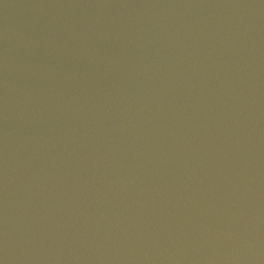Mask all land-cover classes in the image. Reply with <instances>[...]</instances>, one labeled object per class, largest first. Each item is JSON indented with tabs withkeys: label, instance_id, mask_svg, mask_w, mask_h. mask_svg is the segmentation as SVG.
Segmentation results:
<instances>
[{
	"label": "water",
	"instance_id": "obj_1",
	"mask_svg": "<svg viewBox=\"0 0 264 264\" xmlns=\"http://www.w3.org/2000/svg\"><path fill=\"white\" fill-rule=\"evenodd\" d=\"M0 264H264V0H0Z\"/></svg>",
	"mask_w": 264,
	"mask_h": 264
}]
</instances>
